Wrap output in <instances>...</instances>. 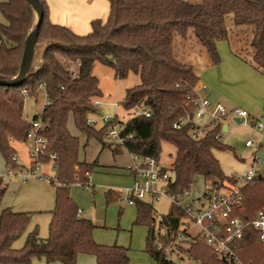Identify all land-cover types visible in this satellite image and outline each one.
<instances>
[{
	"label": "trees",
	"instance_id": "16d2710c",
	"mask_svg": "<svg viewBox=\"0 0 264 264\" xmlns=\"http://www.w3.org/2000/svg\"><path fill=\"white\" fill-rule=\"evenodd\" d=\"M39 1L43 19L37 41H51L54 45L45 51L42 68L22 85L0 86V156L8 170L18 169L12 144L27 142L32 123L38 122L37 134L45 142L38 162L41 166L50 164L54 170L49 181L55 189V205L47 237L40 238L35 227L23 246L14 249L13 242L29 225L30 214L1 207L6 185L0 177V264H28L33 257L43 258L46 264H76L79 255L93 256L95 264H129L125 248L94 242L95 225L79 214L70 196V186L88 185L86 176L97 167L96 161H79L78 140L67 128L70 117L87 139L99 141L101 149L107 147L113 155L120 152L119 146L103 141L106 126L86 124L88 114L94 112L91 102L101 96L98 80L92 74L93 64L111 67L120 80L129 74L138 76L139 84L125 90L122 107L130 112L148 106L151 115L131 116L124 122L126 133L131 134L124 149L141 160L158 161L161 143L173 146L175 154L168 169L170 193L189 192L197 176L206 184L231 179L224 176L213 155L215 150L229 149L220 143V127L209 129L197 140L190 137L188 127L173 128L177 117L194 110L187 96L198 82L193 68L174 58L173 38H184L193 30L216 65L220 62L217 43L227 40L231 29H250L253 61L264 69V0H108L106 21L93 20L90 33L84 36L52 24L45 0ZM0 13L4 19L0 23V75L13 77L32 25V12L25 0H4ZM63 60L76 63L75 69L71 71ZM40 90H44L46 102L41 112L27 121L23 116L24 101L37 97ZM241 193L243 199L236 216L248 223L258 210L264 209V177L257 176ZM115 195L108 191L106 202L118 198ZM133 204L134 225L147 227L145 251L156 264H175L166 254L169 249L172 253L186 252L201 264H231L206 247L199 236L174 246L178 234H184L181 225L186 213L182 208L171 206L155 227L152 204L146 200ZM236 254L244 264H264L258 234L251 226H246Z\"/></svg>",
	"mask_w": 264,
	"mask_h": 264
},
{
	"label": "rangeland",
	"instance_id": "374dc122",
	"mask_svg": "<svg viewBox=\"0 0 264 264\" xmlns=\"http://www.w3.org/2000/svg\"><path fill=\"white\" fill-rule=\"evenodd\" d=\"M4 0H0L2 3ZM79 1V0H78ZM46 2V1H45ZM84 5L89 4L90 0H80ZM47 4V3H46ZM98 17L94 19H85L84 16L89 17V13L86 11L78 13L83 19L87 20V30L84 31V25L79 22L80 27L78 30L71 29L68 24H64L65 27L73 31L79 36H84L91 31V22L93 20L106 21L109 14L108 0H92L91 2ZM4 19L0 13V23H3ZM243 30H246L243 29ZM244 32L241 31V35L238 39L239 43L245 41ZM219 44V43H218ZM220 44H223L222 42ZM218 48L221 45L217 46ZM220 50V49H219ZM71 71L75 69L76 63H70L63 60ZM93 76L98 80L99 90L101 96L98 101L101 103V108L98 113H90L87 118L91 120H98L100 116L116 117L118 120L126 121L129 118V113L126 112L122 103L124 100L125 90L139 84L138 76L129 74L125 79H117L115 77L114 70L109 66H104L99 63L93 64L92 69ZM239 74V72H238ZM263 80V77L256 75L251 69L247 70V73H240L238 79H242L236 86L227 87L226 94L229 95L228 99L223 101L225 107L249 109L247 106L252 103L253 95L257 92L255 90L257 78ZM262 78V79H261ZM259 82V81H258ZM46 102L44 90H40L37 97L26 98L23 106V116L27 121H31L33 116L38 115L42 106ZM116 104V105H114ZM264 124V121H261ZM205 121L201 122L204 124ZM227 124L229 127L228 132L222 133L220 136V143L229 147L225 150H215L213 155L218 160L220 168L224 176H237L246 172L255 157L257 164L256 168L259 174L264 176V144H262V137H260L255 129L251 126L236 124L228 117ZM101 123L93 126L95 128L102 127ZM67 128L71 135L78 140V159L81 162L91 164L94 161L97 163V167L90 173L88 185L82 186L79 183L72 184L70 186V196L80 209L81 214L89 218L95 225L93 231L94 242L102 246H119L127 250L126 254L129 259V264H156L149 254L145 251L146 237L148 229L142 225H134L135 206L134 204H128L123 201L127 190L131 188L132 179L128 174L127 169L133 164V155L129 154L124 148H120V152L113 155L111 150L107 147L101 149L99 141L94 137L88 139L84 134L78 131L72 118L70 117L67 122ZM262 140V141H261ZM105 143H110L106 136L103 137ZM250 141L252 146L246 147L245 142ZM262 144V146H260ZM16 158L19 168L13 170L12 175L4 180V184L7 186L12 180H17V172L21 170L25 172L26 168H29L30 154L32 152V146L24 143H17L16 145ZM175 148L167 143H161L160 151L158 155V162L164 167L169 169L170 164L174 158ZM32 162V161H31ZM8 169L6 168L3 159L0 156V175L6 174ZM41 172L46 174V181L50 184L49 178L54 176V170L52 166H41ZM206 182L202 177H195L191 184L189 191V202L200 198L206 188ZM116 194L115 198L111 202H106L105 194L107 192ZM3 201V200H2ZM156 214L155 227L158 221L166 216L170 210L171 202L166 198H159L156 202H151ZM198 203H192V208L196 210ZM50 221L49 214H36L33 215V219H30L29 225L25 229L24 233L13 242V248L19 249L23 246L27 234L37 228L38 236L42 239L48 235V225ZM191 233L196 234L197 229L191 228ZM157 229L155 228V233ZM169 252V259L175 264H201L198 260L190 257L186 252L176 251ZM90 259L95 264L94 257L90 255H80L77 262L81 260ZM76 262V264H77ZM28 264H46L43 258H31ZM60 264V263H52Z\"/></svg>",
	"mask_w": 264,
	"mask_h": 264
},
{
	"label": "built area",
	"instance_id": "2783aa9c",
	"mask_svg": "<svg viewBox=\"0 0 264 264\" xmlns=\"http://www.w3.org/2000/svg\"><path fill=\"white\" fill-rule=\"evenodd\" d=\"M204 87L199 90L196 87L187 96L194 106L192 113L177 117L173 123V128L182 130L186 127L190 129V137L194 140L203 138L207 135L209 129L221 127L227 124V119L235 123L238 121L240 125H249L253 127L256 133L262 137L264 132V106L262 114L258 119H251L248 112L235 108L227 111L221 104H211L209 100L201 95L204 92ZM116 105V104H114ZM94 113H98L101 108V103L98 98L91 102ZM131 116L150 117V108L147 106L143 109H134L130 111ZM205 121L204 124L201 122ZM101 123L107 127L106 138L108 141L120 148H124L125 143L131 138V134L126 133L125 123L116 117L107 115L100 116L94 121L86 119L88 126H96ZM39 123H32L30 131L26 138L33 143V149L30 154V159L33 162L25 172L18 170L17 175L22 180L29 178L44 179L46 176L41 172V165L38 162V153L45 147L44 140L37 134ZM246 147L252 146L250 141L245 142ZM133 164L130 167L132 176V185L127 190L123 201L128 204L134 203L136 200H146L156 202L163 197L171 202V206H178L186 213V219L182 222L184 234L179 233L174 246L179 244L183 239L187 241L192 237L199 236L206 247L211 249L219 258L226 260L231 264H244L236 254L239 242L244 236L246 226H251L258 234V239L261 244V250L264 252V209L258 210L252 220L244 223L236 212L240 209L242 203V188L251 183L257 176L259 171L256 168L257 161L253 157L250 168L240 175L231 176V179H224L217 184L207 183L203 195L195 201L189 202V192H184L183 195H174L169 192L170 173L167 168H164L154 158L141 160L138 156L133 155ZM17 171V170H16ZM13 170H8L6 174L0 175L5 180L12 175ZM86 177L89 176L87 175ZM149 202V201H148ZM197 202L198 208L194 210L192 203ZM150 203V202H149ZM240 211V210H239ZM81 214V212H79ZM191 228H196V234L191 233ZM171 250H167L168 255Z\"/></svg>",
	"mask_w": 264,
	"mask_h": 264
},
{
	"label": "crops",
	"instance_id": "0c3cea01",
	"mask_svg": "<svg viewBox=\"0 0 264 264\" xmlns=\"http://www.w3.org/2000/svg\"><path fill=\"white\" fill-rule=\"evenodd\" d=\"M45 1L49 11V21L52 24L61 26L68 24V26L75 31L80 27V21L85 27L83 32L87 30V20L82 21L81 19L83 18H81L78 13L83 11L89 13V17L84 16L85 19L88 20H92L99 16L94 13L95 10L91 4L92 0L86 5L82 4L80 0ZM241 31L244 32L243 35H245V41L243 43L238 42L239 37L242 36ZM251 35L252 31L250 29H231L227 40L220 41L218 42L219 44L217 43V46L221 45V47H217L220 62L215 65L211 63L205 49L199 43L193 30H189L184 38L179 35L174 36L172 45L173 56L179 63L193 68L194 73L198 77V82L195 87L197 90L204 87L205 91L201 92L204 98L209 100L211 104H221L227 111H231L235 108L225 107L226 105H223L222 102L228 99L229 95L226 94L227 87L236 86L240 82H243L242 79H238L239 74L242 72L247 73V70L251 69L256 75L264 78V69L260 68L253 61L254 52L249 46ZM221 42L223 44H220ZM255 77L257 78L255 86L257 92L251 97L252 103L247 106L249 109H241L247 111L251 119H258L262 114V108L264 106V79L260 80L258 76ZM228 130V124H223L221 127L222 133H226ZM262 139V144H264V132ZM28 143L33 148V143L31 141H27L24 144ZM16 144L17 143L12 144L15 150V158ZM262 144L260 146H262ZM127 171L131 177L130 167ZM44 175L46 176V174ZM54 205L55 189L51 184H48L44 179L29 178L27 180H22L19 178L10 181L6 186L1 207L10 208L15 212L29 213L30 219H33V215L36 214L50 215ZM80 215L85 217L82 214ZM79 257L80 255L78 258ZM77 264H93V260L91 261L86 258V260H81L77 262Z\"/></svg>",
	"mask_w": 264,
	"mask_h": 264
},
{
	"label": "water",
	"instance_id": "95a60500",
	"mask_svg": "<svg viewBox=\"0 0 264 264\" xmlns=\"http://www.w3.org/2000/svg\"><path fill=\"white\" fill-rule=\"evenodd\" d=\"M32 12V25L24 40L18 72L13 77L0 75V86L16 87L22 85L30 76L35 75L43 66L45 51L53 46L51 41L38 43V33L43 19V10L39 0H25ZM238 124V121H235Z\"/></svg>",
	"mask_w": 264,
	"mask_h": 264
}]
</instances>
